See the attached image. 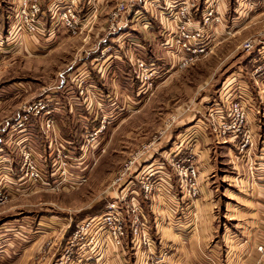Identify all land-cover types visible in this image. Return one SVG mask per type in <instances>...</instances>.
Segmentation results:
<instances>
[{"label": "rangeland", "instance_id": "obj_1", "mask_svg": "<svg viewBox=\"0 0 264 264\" xmlns=\"http://www.w3.org/2000/svg\"><path fill=\"white\" fill-rule=\"evenodd\" d=\"M40 1L44 23L42 31L24 32L25 43L30 42L28 49L16 45L10 34L22 1L0 0V24L5 38L8 36L7 53L0 64V87L12 94L0 105V137L7 140H3V147L15 188L14 195L0 205V233L8 232L16 248L30 250L15 256L12 262L8 258L0 264H59L58 252L64 251L77 228L91 217L106 213L114 200L125 207L133 201L142 206L144 201L143 212L148 219L153 218L156 213L151 205L157 199L143 196L144 178L139 173L144 167L148 170L151 165H164L167 179L181 191L179 172L171 162L183 147L186 152L182 157L193 149V159L200 168V188L207 190L202 195L214 204L216 229L208 240H217L222 249L236 243L230 241V235L244 232L239 222L245 217L241 209L251 185L248 163L236 146L229 148L231 141L217 140L209 103L203 99L214 96L239 63L253 80L250 74L264 62L258 50L264 44V0H217L218 11L204 25L202 39L211 50L184 67L179 66L176 46L165 43L167 38L160 33L163 24L158 18H152L160 34L156 38L135 20L143 0H123L127 8L118 16L113 13L119 10L122 0H91L95 15L78 34H71L62 24L53 27L51 17L56 2ZM197 3L194 15L201 21L207 2ZM160 10L159 6H149L145 15L151 17L153 11L159 16ZM117 23L122 25L118 34H110ZM51 28L56 29L52 37L48 33ZM104 38L114 46L111 59L102 56ZM44 39H50L45 48L38 45V40ZM247 39L256 44L251 54L258 60L255 64V60L246 63L251 57L244 47ZM119 43L126 46L127 54L116 51ZM130 55L156 62L158 76L152 85L146 86L133 75ZM85 77L86 83L82 81ZM42 96L52 100L54 127L46 128L40 115L24 129L15 128L20 110ZM200 117L207 123L200 134L202 143L197 141L196 126L200 125H195ZM5 125L8 127L3 130ZM29 152L31 163L40 172L37 180L28 168ZM6 173V168H0V181ZM161 201L164 205L168 199ZM159 216H164L165 224L171 217L166 209ZM149 226L153 245L156 228L155 224ZM23 235L30 237L23 240ZM126 237L139 244L131 232ZM140 245L149 255L146 262L151 259L146 264H157L162 258L158 253L157 257L150 254V244Z\"/></svg>", "mask_w": 264, "mask_h": 264}, {"label": "built area", "instance_id": "obj_2", "mask_svg": "<svg viewBox=\"0 0 264 264\" xmlns=\"http://www.w3.org/2000/svg\"><path fill=\"white\" fill-rule=\"evenodd\" d=\"M21 1V4L16 10V16L18 17L14 28L30 33H36L39 30L42 31L41 28L44 23L45 11L41 1ZM54 1L56 3L53 6L54 13H52L51 17L53 27L62 24L71 34L82 32L94 14L93 7L95 4L91 0ZM61 1H64L65 4H59ZM205 1L207 4L203 8V18L201 21H197L194 15V10L197 9V0H164L163 5L161 0H143V6L137 10L135 20L141 22L144 28L150 29L153 37L156 38L160 34L155 30L152 18H158V21L163 24L160 33L167 38L165 43L176 46V50L180 54L179 66L184 67L211 50L210 46L202 41V39L205 35L204 25L211 21L215 17V12L218 11L216 6L217 0ZM153 5L161 7L159 16L153 11L151 12V17L146 16L145 14L149 6L152 7ZM126 8V3L122 0L118 5L119 10L114 12L113 16H118L121 10ZM171 22L174 24L171 25ZM121 26L117 23L111 27L109 33L118 34ZM7 39L8 36L5 38L3 26L0 24V64L2 62V56L7 53L5 48ZM102 43L104 44L101 50L103 53L102 56L111 59L114 46L107 42L105 38L102 40ZM125 47L124 44L119 43L116 51L124 52ZM244 47L249 52H252L255 50L256 44L252 39H247L244 42ZM258 50L264 56V44ZM124 53L127 54L126 52ZM115 55L118 54L115 53ZM129 59L134 71L133 75L146 86L152 85L158 76L156 62L153 60L149 61L141 56L134 57L133 55H130ZM90 74L91 72L86 76L89 78L91 76ZM254 74L257 77V82L264 81V62L256 66ZM82 81L86 83V77ZM238 87L241 89L240 86ZM262 90L264 91V87ZM51 102L52 100L47 98V96H42L36 102L25 105L21 109L19 116L15 118L13 126L17 129H24L28 123L32 122L34 117L41 115L43 125L46 128H53L54 107H52ZM209 114L212 115L211 126L215 130L217 140L234 142L240 154L250 164V170L253 173L257 161L255 152L257 141L261 140L264 143V140L256 134L255 129L251 125L250 110L245 104L242 91L240 90L234 96H231L228 93V88L222 86L218 91V95L210 100ZM261 150H263V147H261ZM184 152H186L185 147L178 151L176 157L174 156L171 162L172 166L179 172L182 187L181 199L177 204L173 205L170 202H165L163 205L168 215H171L169 222L172 221L171 218L186 214L188 205L198 202L202 193L198 180L200 168L193 159L195 153L191 149L190 154L187 153L186 156L182 157L181 154ZM30 154V152L26 154L27 161L31 160L29 158ZM31 162L32 160L28 162V168L31 171V177L34 176L37 180L40 177V172L38 166ZM6 163L8 164V161ZM10 168L13 169L12 163L10 164ZM144 169L145 167L142 169L143 174L142 172L139 173L144 178V185H142L143 196L146 199L151 198V200L166 198V194L173 188V184L167 179L168 173L164 171L165 166L156 164V167L151 165L148 170ZM161 172L163 174H160ZM134 192L136 191L134 190ZM11 197L12 194L9 191L0 189V205L7 202ZM130 217H133L132 222L129 220ZM146 221L147 219L145 218L141 204L133 201L131 205L128 204L125 207L119 200H114L108 205L106 213L101 216L91 217L87 222L77 228L76 232L67 240V246L62 255L58 257V262L59 264L63 262L70 264L75 261V253L77 251L83 252L86 250L85 248H91L89 250L93 251L98 244L100 234L104 237V245L107 250L110 247H120L129 232L134 235L139 244L144 243L153 246L151 245L153 242L152 235L150 234ZM256 248L264 254V243L257 244ZM165 254L166 252L163 255Z\"/></svg>", "mask_w": 264, "mask_h": 264}, {"label": "crops", "instance_id": "obj_3", "mask_svg": "<svg viewBox=\"0 0 264 264\" xmlns=\"http://www.w3.org/2000/svg\"><path fill=\"white\" fill-rule=\"evenodd\" d=\"M234 23H236V21H234ZM48 33L51 35L50 37H52V35L54 36L56 29H49ZM10 34H12V41L16 45H22L29 49L28 44H30V42L25 43L24 36L26 35L23 31L14 28L12 31L10 30ZM215 37L217 38V35ZM49 40L50 39L38 40V45L45 48L48 45L46 42ZM12 50L13 48H10L9 53H12ZM251 54L252 52H250L249 56H251ZM176 58L178 60L180 59L179 52H177ZM254 60L255 64L258 60L251 56L246 63H251ZM242 64L243 63H239L238 66L225 77L221 82V86L228 88V93L231 96H234V94L240 90L242 91L245 104L250 110L251 125L253 129H255L256 134L261 136L264 140V91L262 90L264 81L257 82L254 71L252 75L250 74L253 80L249 79ZM253 66L255 67V65ZM238 86H240L241 89ZM217 95L218 91L214 96L207 95L204 97L203 102L205 104L210 103V100ZM10 97H12V94L9 93L6 88L0 87V105ZM202 105L206 107L204 104ZM201 112V116H203L204 111ZM197 123L200 125L196 126L199 127V138L197 140L199 142L202 140L200 134H202L207 123L204 121L203 117H200L195 125H197ZM7 127L5 125L3 130ZM202 136V138H206L204 135ZM3 140L7 141L3 136L0 137V161L2 160L0 168H6L7 173L2 176V181L4 182L0 181V185H5L7 188L0 189L9 191L13 196L15 193L13 175L11 176V174L8 173V164L6 163V165H4L3 163L7 161L6 156L8 154L4 150ZM230 143L231 145L229 148L233 150L235 145L232 141ZM261 147H263V150H261ZM255 152L257 161L253 173L250 170V164L247 162L251 185L247 192V200L244 203L243 209H241L242 212L245 213V217H243L242 222H239L244 232L242 235L238 232L234 235L229 234L231 237V239L229 238L230 241H236V243L228 244L225 249H222L217 240L213 243L208 240L211 235L214 236L216 225L212 213L214 204L207 196L203 197L202 195L203 192L207 194L206 188H204V190L202 189V196H200L198 202L188 205L186 214L171 218L172 221H168L167 224L164 222V216H159V214L163 213L165 207H163L161 199L158 198L156 203H152L151 205V209L156 213V216L153 218L149 217L148 219L145 215L148 229L150 224H155L156 228L154 235H157L158 238L156 237V239H154L153 249H151L150 254L154 253L156 257L158 253L159 257H162L157 264H264V254L256 248L257 244L264 243V143L261 140L257 141ZM40 153L42 152L40 151ZM205 165L206 163H204L202 167ZM166 198L171 204H177L181 199L180 189L178 188L176 190L172 188L166 194ZM142 203L145 209L146 202L142 201ZM155 210L157 211L155 212ZM5 229L8 230V226H5ZM26 237L30 236L23 235L21 239L26 240ZM104 242V237L100 234L98 244L95 246L94 250L91 251L85 248L86 250L83 252L77 251L75 253V261L70 264H146L147 262H151V259L146 262L145 258L149 255H146L142 245L133 243L131 237H125L124 243L120 247H113L109 250L105 248ZM165 252L166 254L163 256ZM28 253H30V250L27 248L18 249L15 247L14 238H12L8 232L0 233V262H7L8 258H10L8 262H12L15 256H23ZM62 253L63 252H58L57 256H61ZM155 257H153V259Z\"/></svg>", "mask_w": 264, "mask_h": 264}]
</instances>
